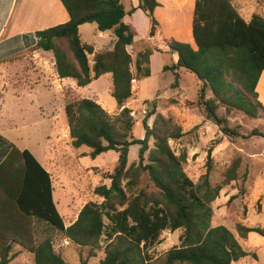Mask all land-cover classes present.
I'll list each match as a JSON object with an SVG mask.
<instances>
[{"label":"trees","instance_id":"obj_1","mask_svg":"<svg viewBox=\"0 0 264 264\" xmlns=\"http://www.w3.org/2000/svg\"><path fill=\"white\" fill-rule=\"evenodd\" d=\"M60 2L68 21L37 31L35 48L52 52L59 79H72L80 88L112 75V97L122 108L119 115L111 116L94 100L77 99L71 90L66 92L64 111L73 147H88L87 156L92 159L116 151L119 159L113 172L104 174L111 181L110 186L94 189V195L104 201L86 204L78 219L67 227L53 199L51 174L30 151L21 153L0 136V142L7 145L6 151H0L1 158L11 149L24 162L20 163L21 171L15 170L14 174L10 167L16 163H0V264L12 263L16 246L31 253L34 264H68L54 249L55 232L93 252L101 249L100 242L107 231L110 243L105 248V258L98 264H148L145 247L157 243L167 230H183V234L180 246L171 249L162 264H233L248 257L250 254L233 232L225 226L212 227V204L224 186L238 180L241 161L231 165L221 185L213 186L209 173L212 153L218 144L214 141L208 151L207 173L195 184L185 172L186 155L177 156L169 146L170 139L182 136L179 128L171 130V119L159 115L151 129L146 118L145 138L132 135L135 121L125 104L133 97L132 82L150 77L153 50L138 53L134 74L128 47L134 44L136 35L125 18L143 11L150 19V36L154 37L159 25L155 11L161 3L140 0L137 7L127 12L123 0ZM85 24H96L100 32H112L116 38L113 49L95 54L93 46L82 42L80 27ZM191 34L193 43H168L178 61L165 66L164 72L172 71L176 84L181 69L197 77L202 84L198 104L224 136L243 140L264 138V133L257 129L248 135L240 134L229 127L227 117L218 114L223 106L227 115L238 111L250 119L264 118V104L257 91L264 72V16L254 14L246 21L232 0H195ZM88 54H95L92 67ZM208 91L213 98L207 99ZM151 138L155 140L152 150ZM132 145L141 148L139 162L130 165ZM10 158L11 155L7 156L6 161ZM146 173L155 186L154 192L142 187ZM238 233L242 239L252 233L264 238V228L239 225Z\"/></svg>","mask_w":264,"mask_h":264},{"label":"rangeland","instance_id":"obj_2","mask_svg":"<svg viewBox=\"0 0 264 264\" xmlns=\"http://www.w3.org/2000/svg\"><path fill=\"white\" fill-rule=\"evenodd\" d=\"M158 1L162 6L155 11L159 25L154 37L150 36V19L143 11L138 10L125 18V22L131 26L136 35L134 44L128 47L133 58V73H136L135 61L138 53L151 49L154 54L150 64V77L132 82L133 97L125 104V107L132 111L135 121L132 135L136 139L145 138L143 120L146 118L151 129L159 115L167 120L171 119V130L179 128L182 136L178 139H170L169 146L177 156L186 155L185 172L195 184L199 183L207 173L208 151L214 141L218 144L212 153L209 173L213 186L224 182L226 172L239 159L241 166L238 170V180L224 186L219 198L212 204L214 213L212 227H227L233 232L243 249L250 254L233 264H264V238L252 233L247 239H242L238 233L239 225L264 228V138L253 137L243 140L224 136L219 127L208 120L203 107L198 104V93L202 84L197 77L185 69L179 70L177 72L179 80L176 84L175 74L172 71L164 72L165 66L173 65V55L169 51L168 43L172 40L188 42L191 39L190 29L195 0ZM244 1L245 6L249 7V15L264 13V0H232L237 8ZM139 2L140 0H123L127 12L137 7ZM68 19L69 16L60 0H0V54L17 47L19 51L26 50L18 54V51L13 52L17 54L13 59L20 60L26 65L30 56L38 61L41 55L46 53L39 50L36 56L37 50L33 47L36 42L35 33L64 24ZM12 32L21 36L7 42ZM80 34L82 42L93 46L95 54L112 50L116 41L112 32H100L96 24L81 26ZM95 54H88L90 67L94 64ZM49 64L47 61L44 65L49 66ZM53 72L57 73L56 70L51 69L52 75ZM23 79L13 78L10 81L11 86L23 84ZM66 82L69 84L51 83L54 89L43 92L41 96L47 104L50 100L52 101L54 109L59 114L58 116L54 112L58 121L53 119L47 123H40L34 115H31L25 122L28 126L21 132V138L39 152L43 151L48 141L56 142L57 149L64 154V163H55L56 170L53 178L55 186L63 184V188L59 189L62 203L57 201V207L64 217L66 226H70L78 219L86 204L90 202L100 204L104 201L103 198L94 195V189L100 185L110 186L111 181L105 179L104 174L113 172L119 153L110 151L92 159L87 156L90 151L88 147L77 149L72 146L67 117L65 111H62L65 106L66 92L71 90L77 99H91L98 104L100 102L103 109L114 117L120 114L122 108L112 97L111 74L104 75L85 88L78 87L71 79ZM210 98H213V94L208 91L207 99ZM218 114L220 117H227L229 127L237 129L242 135H248L255 129L264 133V118L250 119L238 111L227 115L223 106H220ZM149 147L150 150L155 148L154 138L150 139ZM140 148L139 145L130 146V165L139 162ZM148 156L149 152L146 158ZM142 187L155 191L148 173L142 177ZM105 221L109 226L108 221ZM182 234L183 230L176 232L167 230L162 233L157 243L147 245L144 252L149 257L148 264H162L167 253L174 247L180 246ZM109 243L107 231L101 239V249L93 252L90 247L74 244L60 232H55L53 236L56 253L61 254L68 264H98L105 258V248ZM14 253L16 257L11 264H34L33 255L22 247L16 246ZM91 253L95 256H91Z\"/></svg>","mask_w":264,"mask_h":264},{"label":"crops","instance_id":"obj_3","mask_svg":"<svg viewBox=\"0 0 264 264\" xmlns=\"http://www.w3.org/2000/svg\"><path fill=\"white\" fill-rule=\"evenodd\" d=\"M247 7L245 6L244 1L243 4L241 6L239 5L237 9L239 10L243 18L246 21H249L254 13L249 15V7ZM259 14L264 16L263 12H260ZM18 36L21 35H16L15 33L11 35L9 34L7 42L16 39ZM188 43H193L192 34L191 39L188 41ZM33 47H35V45H33ZM25 50L19 51L16 47V49L13 48L0 54V136L3 137L8 143L13 144L15 148L21 153L25 150L30 151L36 158V160L43 166V168H45L46 171L51 174L53 181V199L57 206V201H60L62 203V195L60 194L59 189L63 188V184L60 183L59 186H55L53 174L56 170L55 163H64V154L57 149L56 142L52 143L50 141H48V143L44 146L43 151L39 152L29 142L24 141V139L21 138V132L28 126V124L25 122L31 117V115H34L36 120L40 123H47V121L53 119L55 121H58L57 115L55 116L54 114V112L57 114L58 112L54 109L52 101L50 100L47 104L45 101H43L41 96L43 92H50L54 89V87L51 86V83L53 82L54 85L58 82H64L65 84L69 83L66 82V80L68 79H59L57 73L55 74L53 72V75L51 74V69L53 71L56 70L55 58L52 52L43 51L46 53V55H41L38 61L30 56L29 60H27L28 65L22 63L20 60L13 59L18 53L24 52ZM38 51L39 50L36 51V56ZM13 52H17V54H14ZM172 55L173 64H176L178 61V55ZM153 56L151 57V60ZM45 61H49V66L44 65L46 63ZM19 77L24 78L23 84L19 86H11L10 81L13 78L17 80ZM38 78L41 79L38 80ZM92 83L89 86H91ZM257 91L259 93V100L264 104V72L262 73V76L260 78ZM62 111H64V106ZM1 150H7V145L3 142H0V151ZM9 155H11V158L6 161V158ZM0 163H16L15 165H11L10 167V172L14 174L16 172L15 170L19 169L18 171H21L20 163L24 162L19 153H14L11 149H8L6 157L1 158L0 155ZM71 225L72 224H70V226Z\"/></svg>","mask_w":264,"mask_h":264}]
</instances>
